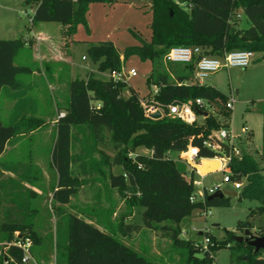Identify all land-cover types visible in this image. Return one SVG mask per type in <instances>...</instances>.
Returning <instances> with one entry per match:
<instances>
[{"label":"trees","instance_id":"trees-1","mask_svg":"<svg viewBox=\"0 0 264 264\" xmlns=\"http://www.w3.org/2000/svg\"><path fill=\"white\" fill-rule=\"evenodd\" d=\"M115 1L26 0L25 5L34 6L33 25L58 23L67 27L63 35L72 37L80 24L89 29L87 16L92 3L111 5ZM150 9L152 35L149 42L133 31L139 43L124 47L123 52L111 41H100L91 43L87 53L98 71L109 73L120 72L123 63L132 55L152 59L156 67L147 81L157 86L158 91L150 93L146 99H141L133 90L124 96L125 79H101L92 72L85 79L70 81L64 114L55 123L56 135L50 160L57 173V181L52 191V202L70 205L81 187L96 180L106 181L132 209L144 208L142 226L127 224L126 218L130 214L120 215L115 232L122 236L131 235L143 226L159 232L186 251L184 264H215L214 252L234 241L231 264H264L261 254L264 248L255 252L254 247L244 240L236 241L233 231H228L224 241L217 240L208 231L202 232L208 238L204 245L181 237V223L195 209L228 206L231 194L224 193L221 198L205 199L204 202H191L196 170H188L185 162L174 159L170 154L179 155L194 146L202 157L222 156L221 151L210 149L204 141L228 127L231 108L226 106L229 98L222 91L192 82L196 57L191 63L184 64L187 73L175 74L173 78L167 70L158 68L164 54L177 45L197 46L202 56L213 58L242 49L264 58V0H152ZM243 22L247 26H242ZM33 41L31 33L14 39H0V92L3 87L19 88L18 76L33 71L30 66L15 64L18 52L28 44L32 45ZM198 98L203 101L202 105L195 104ZM142 100L146 102V108L162 106V117L154 119L147 116ZM182 102L192 105L198 117L196 122L189 124L169 115L168 105ZM43 122L40 117L25 113H19L11 124H5L0 117V156L10 139L39 127ZM107 141L114 155L104 153L95 158V153L100 152L99 144ZM77 144L80 145L79 151H75ZM140 147L149 153L131 155ZM240 147L238 155L232 152L227 165L231 171L230 178L243 184L237 192L239 198L259 202L250 215L260 217L264 214V165L261 164L264 161V142L260 159ZM111 166H120L122 171L115 173ZM31 168V161L0 163V195L7 189L10 199L0 208L5 209L4 219L0 221V264H25L21 262L22 251L19 248L12 245L5 249L3 244L16 239L15 232L31 237L34 245L41 242L32 220L35 211L29 208V200L37 192L26 187L28 182L32 183ZM22 190L27 194L24 195L25 200L17 202ZM100 190L96 193L97 203ZM13 193L17 198L11 197ZM96 214L84 209L76 210L75 206L66 213L65 240L58 245L56 264H161L100 229L93 222ZM239 227L243 229L246 224ZM251 227L256 235L264 236V221L256 225L250 223ZM198 251L203 253L202 257L196 255Z\"/></svg>","mask_w":264,"mask_h":264},{"label":"rangeland","instance_id":"rangeland-1","mask_svg":"<svg viewBox=\"0 0 264 264\" xmlns=\"http://www.w3.org/2000/svg\"><path fill=\"white\" fill-rule=\"evenodd\" d=\"M25 1L0 0V39H14L22 35L27 36L32 31L38 32L39 37L33 41L32 45L28 44L18 52L15 64L27 65L36 71L35 74L31 72L19 75L18 80L21 83L19 88L33 94L35 104H33V110L28 111L33 116L43 119L44 122L39 127L32 128L14 138L9 143L6 153L0 158V163H29L30 161L32 163L30 171L32 183L28 182L26 187L33 189L35 185L39 191L29 200V208L35 211L32 216L34 228L37 233L39 231L43 236L44 242L34 245L33 257L28 264H38L41 261L42 257L37 255V252L47 256L55 239L57 245L63 244L66 232V213L71 211L73 206L76 210L84 209L87 212L97 213L93 218L97 224H94L149 259L161 262V264H184L186 251L159 232H154L144 226L128 236H122L119 232H115L118 218L125 213L130 214L126 218L127 224L142 226L144 208L135 207L132 209L117 190L107 185L106 181L100 182L99 185L101 188L99 203L96 199L98 191L95 186L81 187L70 205L64 206L52 202V191L57 181V173L50 160L56 135V125L53 120L64 114L69 97V83L76 78L85 79L86 72L90 69L94 70V74L98 78H110L108 71L102 73L91 63L87 53V48L91 43L111 41L120 52H123L124 47L139 43V39L133 31L149 42L152 35V12L150 9L152 0L140 4L133 1H131L133 3H129L125 0H116L111 5L104 4L106 9L94 15L91 21L92 25L88 24V30L83 24L78 25L73 35L75 40L70 43V46L65 45L60 24L39 22L33 25L31 17L34 6L25 5ZM130 4L132 5L130 6ZM83 56L85 60L82 58ZM68 57L70 60L67 62ZM89 63H91L90 68ZM155 67L156 65L150 58L142 59L137 55L130 56L123 63L122 69L124 72H128L129 69L134 68L137 71V76L126 80L124 96H128L130 90L138 94L141 99H146L150 93H154L155 85L149 84L147 78ZM183 67L182 63L167 64L164 59L160 60L158 64L159 70H167L171 76L187 73L188 70ZM49 83L54 88H49ZM202 84L219 89L228 98H235L233 107L230 109L231 118L226 130L230 132L231 140L237 147L241 146L240 149L243 148L244 151L260 159L264 142V58L256 53L250 66L223 68L204 78ZM8 101L9 97L5 92L0 95V116L5 124H11L9 122L13 120H10L12 113L7 108ZM244 140H247V143H244ZM79 148L80 145L77 144L75 151H79ZM99 148L100 152L95 153V158H99L100 154L106 153L113 156L115 153L108 141L99 144ZM147 153H149L147 149L140 147L131 155ZM170 155L183 162L182 154L172 153ZM261 164L264 165V161ZM218 166L220 167L221 163H218ZM191 168L188 163V170ZM110 169L115 173L122 171L120 166H111ZM216 169L217 166L212 170ZM224 175L223 170L203 178L196 175L195 178L197 180L202 178L203 183L207 186L221 184V190L226 194H231L230 205L209 207L207 208L208 214L204 209H195L192 215L181 223V237L184 239H191L204 245L207 237L202 232L208 231L217 240L224 241L228 237V231H233L234 236L243 234L245 228L240 229L241 223L256 225L258 222L264 221V214L255 218L250 215L251 210L256 209L259 202L249 198H239L238 189H235L231 182L223 181ZM195 189L200 191L199 186H196ZM7 192L5 189L4 193L0 195V208L7 204V200H10ZM20 193L21 196L17 202H23L24 195H27L23 190ZM13 196L17 198L16 193L11 195L12 198ZM0 210V221H2L5 209ZM250 230L252 234L256 235L253 227ZM234 245L235 242L232 241L228 245L219 247L214 252V263L231 264L230 255L234 251L232 247ZM261 254L264 256V251ZM196 255L202 257L203 253L198 251Z\"/></svg>","mask_w":264,"mask_h":264},{"label":"built area","instance_id":"built-area-1","mask_svg":"<svg viewBox=\"0 0 264 264\" xmlns=\"http://www.w3.org/2000/svg\"><path fill=\"white\" fill-rule=\"evenodd\" d=\"M201 49L197 46L191 47V46H182L177 45L171 47L163 56V59L166 63H182V64H189L191 63L194 58L196 57V65H195V71H194V81H196L199 84H202L203 79L209 76L212 73L218 72L219 70L223 68H231V67H241L246 68L251 65L255 53L251 50H235L227 52L223 57L220 58H213L209 56H202ZM85 58V57H84ZM137 76V71L134 68H131L128 70V72H124L123 69H121L120 72H112L110 73V77L114 79H121V80H127L129 77H135ZM158 91V87L155 86L154 93ZM235 102L234 97H230L229 101L227 102L226 106L228 108H232L233 104ZM142 104L145 107V114L147 116H150L155 111H160L163 115V107L162 106H156V105H150L146 108V102L142 100ZM196 105H202L203 101L201 99L195 100ZM169 115L175 116L180 118L186 123L192 124L196 122L198 119L195 111L193 110V107L188 102H182V103H173L168 105ZM63 114H61L62 116ZM214 137L218 138L219 140H227L228 142L222 141L230 146L231 149V155L232 152L235 154H239L240 150L237 147V145L234 144V141L231 140L232 136L230 132H228L226 129H221L217 132H215L211 139L205 140L204 145L209 147L212 150L215 151H221L222 156H215L212 158H217L221 161V168L220 170H223L225 172V175L223 177L224 182H231L233 184V187L235 189H241L243 184L239 181H232L230 178V169L228 168V162L230 158L225 157V151L219 147V145L215 142ZM182 154L185 162L188 163L186 156L189 157L192 161L200 163L203 158L200 156L199 149L194 146H190L189 149L185 152L180 153ZM185 154V156H184ZM197 172V171H196ZM198 173V172H197ZM199 174V173H198ZM200 175V174H199ZM200 177H204L203 175H200ZM194 180V185L200 187V191H196L191 195L190 201H205V199L212 193L216 192L217 190H221V184H215V185H205L203 183V180ZM206 214H208L207 210L205 211ZM16 239L3 243L5 245V249H8L10 246L14 245L17 248H19L22 251L21 256V262L28 264L32 257H33V246L34 241L29 236H21L19 232H15ZM208 241V238L206 242ZM50 264H56V262H52Z\"/></svg>","mask_w":264,"mask_h":264},{"label":"crops","instance_id":"crops-1","mask_svg":"<svg viewBox=\"0 0 264 264\" xmlns=\"http://www.w3.org/2000/svg\"><path fill=\"white\" fill-rule=\"evenodd\" d=\"M117 1H120V0H117ZM125 1H127V2H129V3H133V2H138L139 4L140 3H144L145 1H149V0H125ZM131 1H133V2H131ZM132 4H130V6H131ZM106 9V6L104 5V3H100V2H95V3H92L91 5H90V8H89V12H88V16H87V20H88V24L91 26L92 25V23H91V21L93 20V18H94V15L96 14V13H98V12H103L104 10ZM109 12H110V10H109ZM242 26H247V23H245V22H243L242 23ZM67 27L66 26H62L61 25V28H60V31L62 32V35H63V32H64V30L66 29ZM31 34H32V36L34 37V40H36L38 37H39V34H38V32L37 33H34L33 31L31 32ZM63 37H64V41H65V45H68V46H70V43H72L75 39H74V37L72 36V37H70V36H64L63 35ZM66 55H67V53H66ZM68 56V55H67ZM82 58H84V56L82 57ZM67 60V62H68V60H70L69 59V57L66 59ZM84 60H85V58H84ZM253 62V61H252ZM92 63V62H91ZM91 63H89V68L91 67ZM95 65V64H94ZM96 66V68H97V65H95ZM90 72H92L93 74L95 73L94 72V70H92V69H90V71L89 70H87V72H86V77H87V75L90 73ZM36 73V71L35 70H33L32 71V74H35ZM102 73H104V72H102ZM51 75H52V73H51ZM95 75V74H94ZM53 76V75H52ZM110 77V76H109ZM172 78L174 77V75H172L171 76ZM130 78V77H129ZM128 78V79H129ZM192 82H194V80L192 81ZM203 83V82H202ZM21 84V83H20ZM21 86V85H20ZM49 88H54L53 87V85H51V83H49ZM7 88V89H6ZM23 88H17V89H8V87H3L2 89H1V92H0V95L1 94H3L4 92H5V94L9 97V101H8V103H7V108L8 109H10V111H11V115H10V120H12V122H9V123H14L15 122V120L17 119V117H18V115H19V113H25V114H27V116H33V114L32 113H29V111L28 110H33V104H35L34 102H35V98L32 96L33 94L30 92H25L24 90H22ZM1 117V116H0ZM2 118V117H1ZM2 120H3V118H2ZM57 122V119H54L53 120V123H56ZM14 138H16V137H14ZM14 138H12V139H10L9 140V142L7 143V145H6V148H5V150H4V152L1 154V156H0V158L6 153V151H7V147H8V145H9V143L14 139ZM247 143V142H246ZM183 162H185L184 160H183ZM186 164H187V168H188V163L187 162H185ZM216 166H218V164L216 165ZM197 173V172H196ZM5 174H8L7 172H5ZM11 175V174H10ZM197 175H199L198 173H197ZM210 175V174H209ZM200 176V175H199ZM206 176H208V175H206ZM205 176V177H206ZM99 185H100V181H98V180H96L93 184H89V185H85V186H95V188H96V190L98 191L99 190ZM33 189L37 192V194H38V191H39V189L37 188V187H35V185L33 186ZM101 189V188H100ZM72 199H73V197H72ZM71 202H72V200H71ZM94 222V221H93ZM95 223V222H94ZM97 224V223H96ZM38 234L40 235V237H41V243L40 244H43V242H44V240H43V236L40 234V232L38 231ZM54 242V241H53ZM56 242V243H55ZM55 242L53 243V246H52V248L49 250V252L47 253V256H44L43 254H39L38 252H37V255H39L40 257H42L41 258V261H39V263H38V261H36L38 264H40V263H45V264H50V263H52V262H56L57 261V248H58V245H57V241H56V239H55ZM55 247H56V250H55ZM44 256V257H43ZM36 260V259H35Z\"/></svg>","mask_w":264,"mask_h":264},{"label":"water","instance_id":"water-1","mask_svg":"<svg viewBox=\"0 0 264 264\" xmlns=\"http://www.w3.org/2000/svg\"><path fill=\"white\" fill-rule=\"evenodd\" d=\"M207 114V113H205ZM150 117L154 119H158L162 117V113L160 111H155L150 115ZM215 142L219 145L221 149L225 151V157L230 158L231 157V149L230 146L227 145L226 143L222 142L218 138L214 137ZM191 165L192 169L196 170L200 175L206 176L211 173H214L216 171H219L218 169L212 170L213 167H216L218 163H221V161L217 158H203L201 160V164H198L194 161H192L189 157H185ZM224 196V192L222 190H217L216 192L210 194L206 200H212L214 198H221ZM241 226L243 225L242 223L240 224ZM236 241H245L247 242L250 246L254 247L255 252H258L260 249L264 248V236H259V235H254L252 234L250 230V223L246 224V227L243 231V234L240 236H235Z\"/></svg>","mask_w":264,"mask_h":264},{"label":"bare ground","instance_id":"bare-ground-1","mask_svg":"<svg viewBox=\"0 0 264 264\" xmlns=\"http://www.w3.org/2000/svg\"><path fill=\"white\" fill-rule=\"evenodd\" d=\"M221 168V166L219 167V166H217V169L219 170Z\"/></svg>","mask_w":264,"mask_h":264}]
</instances>
